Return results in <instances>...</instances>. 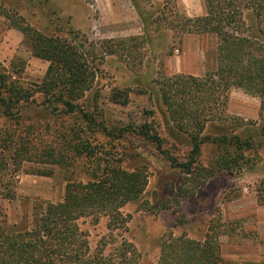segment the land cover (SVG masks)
<instances>
[{
  "label": "rangeland",
  "instance_id": "374dc122",
  "mask_svg": "<svg viewBox=\"0 0 264 264\" xmlns=\"http://www.w3.org/2000/svg\"><path fill=\"white\" fill-rule=\"evenodd\" d=\"M160 4L143 1L152 13L144 27L130 0H0V73L21 88L40 83L49 63L32 55L17 21L46 35L76 34V42L86 40L85 45L138 37L123 42L97 64L92 89L77 101L106 132L82 121L78 112L47 107L42 94L19 105L11 103L9 111L0 100V190L10 182L7 187L15 195L0 198V218L24 222L35 203L61 201L69 181L86 182L97 163L104 168L111 162L142 172L146 186L138 201L121 208L127 219L124 226L110 229L105 215L78 219L91 249L99 246L105 256H112L128 242L135 250L127 253L132 264H158L160 243L169 234L202 241L211 229L218 234L224 260L264 264V239L258 236L256 219L257 213L262 216L255 204L258 197L264 198V116L259 115V98L232 87L227 123L207 124L201 134L229 140L237 133L250 141V148L237 151V156L227 144L209 140L201 144L191 174L175 165L188 162L192 137L169 121L157 82L174 74L202 76L214 69L216 39L168 31V19L157 28L151 21ZM176 9L188 17L201 16L203 0H176ZM127 127L147 130L160 143L137 131L121 133ZM82 143L94 157L77 152ZM263 221L264 213L261 228Z\"/></svg>",
  "mask_w": 264,
  "mask_h": 264
},
{
  "label": "trees",
  "instance_id": "16d2710c",
  "mask_svg": "<svg viewBox=\"0 0 264 264\" xmlns=\"http://www.w3.org/2000/svg\"><path fill=\"white\" fill-rule=\"evenodd\" d=\"M130 1L144 27L151 20L152 13L146 11L143 1L159 2L162 4L155 10L157 15L151 21L157 28L168 19L165 26L168 31L211 35L216 39L214 69L202 76L174 74L157 82L169 121L176 129L192 137L193 147L188 162H175V165L191 174V165L200 153L201 144L209 140L227 144L237 156V151L250 148V141H243L237 133H232L229 140L226 136L211 138L201 134L207 124L218 122L225 126L223 124L227 123L229 116L225 110L232 87L256 95L259 98V115L264 116V0H203V15L193 18L177 11L176 0ZM15 23L32 55L49 64L41 82L29 88L18 87L16 82L9 81L8 76L0 73V100L4 109L10 110L11 103L18 104L42 94L46 97L47 107L56 110L60 105L66 114L78 112L82 121L96 124L106 132V127L92 114L82 110L77 101L92 89L97 64L104 57L116 53L123 42L134 41L138 37L101 39L85 45L86 40L76 42V34L69 37L46 35L28 24ZM8 85L10 88L5 91ZM4 92L10 96L3 95ZM127 130L137 131L160 143L157 135H150L142 128L127 127L121 133ZM83 143L77 152H86L84 157L91 158L90 147ZM94 169L86 182L69 181L61 201L35 203L24 222L8 223L0 218V264H120L123 260L132 264L133 258L127 253L135 254V250L130 243H122L118 254L105 256L102 247L90 248L87 235L77 221L83 217L97 220L105 215L110 229L124 226L127 219L121 208L140 199L146 186V176L139 170L129 171L111 162L104 164V168L97 163ZM9 179L11 181V177ZM7 184L10 182L0 190V198L15 196ZM258 203L264 204V198L258 197ZM158 264L238 263L222 258L218 234L208 229L202 241L169 234L168 239L160 243Z\"/></svg>",
  "mask_w": 264,
  "mask_h": 264
},
{
  "label": "crops",
  "instance_id": "0c3cea01",
  "mask_svg": "<svg viewBox=\"0 0 264 264\" xmlns=\"http://www.w3.org/2000/svg\"><path fill=\"white\" fill-rule=\"evenodd\" d=\"M238 114L242 115V113L238 112ZM255 204L257 205L256 210L260 211L261 216L263 217V213H264V204H257L255 202ZM262 217H259V213H257L256 219L259 221V227H258V236L264 239V228H261V223H262ZM264 223V221H263Z\"/></svg>",
  "mask_w": 264,
  "mask_h": 264
}]
</instances>
